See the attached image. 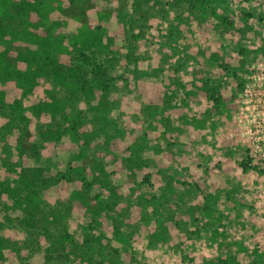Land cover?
<instances>
[{"label":"rangeland","instance_id":"obj_1","mask_svg":"<svg viewBox=\"0 0 264 264\" xmlns=\"http://www.w3.org/2000/svg\"><path fill=\"white\" fill-rule=\"evenodd\" d=\"M99 2L112 12L104 91L90 90V70L86 88L69 90L55 63H36L82 118L78 140L51 142L30 123L38 156L22 155L20 119L0 103L14 169L4 184L13 198L26 180L41 190L28 210L0 187V264H264V160L250 132L264 125V0ZM73 54L63 71L92 68Z\"/></svg>","mask_w":264,"mask_h":264},{"label":"trees","instance_id":"obj_2","mask_svg":"<svg viewBox=\"0 0 264 264\" xmlns=\"http://www.w3.org/2000/svg\"><path fill=\"white\" fill-rule=\"evenodd\" d=\"M92 12H95L94 17ZM110 17L111 9L103 7L99 0H0V103L4 110L11 109L20 119L15 140L16 149L22 155L31 152L38 156L36 134L30 128V123H37L44 139L51 142L60 143L64 137L78 140L82 118L79 114L67 112V102L58 92L50 91L46 80L41 78L40 71L46 68L39 70L36 63L39 59L46 66L55 63L56 80L69 90L86 88L88 83L82 82L90 81V90L103 85V90H100L104 91L109 71L99 56L111 48L110 44L103 42V29ZM71 23L73 27L69 28ZM13 43L20 45L12 47ZM74 48L78 50L79 57L92 65L91 69L76 62L68 66L67 73L63 71L65 64L61 63L62 58L74 55ZM86 48L91 49L92 53ZM89 70L93 75L87 81ZM25 100L31 101L30 115L23 107ZM234 107L237 108V105H232L230 114ZM81 158L84 164L88 161V157ZM241 165L248 170L253 166L251 157L244 159ZM7 167H10V174L14 173L10 163L4 160L0 146V187L3 193H7L16 204L25 202L28 210L38 207L41 190L34 181L26 180V197L13 198L14 188L4 184L3 180ZM63 177L72 179L65 174ZM4 243L5 239L0 233V246Z\"/></svg>","mask_w":264,"mask_h":264},{"label":"built area","instance_id":"obj_3","mask_svg":"<svg viewBox=\"0 0 264 264\" xmlns=\"http://www.w3.org/2000/svg\"><path fill=\"white\" fill-rule=\"evenodd\" d=\"M263 86H264V83L261 84V87H263ZM248 91H249V89L248 90L246 89L245 94H248ZM262 108H263L262 113H263V121H264V105L262 106ZM262 128H263L262 129L263 131L262 130L261 131L263 132V134H262L261 137L258 136V132H259L258 129H256V130L255 129H251L250 132L252 133V141H254V142H252V144H253L252 148L257 153L258 152L261 153L262 154V159L264 160V125H263ZM250 139H251V137H250ZM252 148H251V150H252Z\"/></svg>","mask_w":264,"mask_h":264}]
</instances>
